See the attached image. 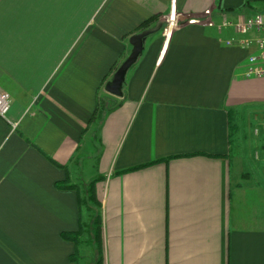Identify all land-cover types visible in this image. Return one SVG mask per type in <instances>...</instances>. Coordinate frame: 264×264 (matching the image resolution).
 <instances>
[{
    "label": "crops",
    "instance_id": "1",
    "mask_svg": "<svg viewBox=\"0 0 264 264\" xmlns=\"http://www.w3.org/2000/svg\"><path fill=\"white\" fill-rule=\"evenodd\" d=\"M263 9L0 0V264H75L61 233L81 223L79 250L90 245L91 209L102 264H264V75H244L253 48L239 39L252 33L217 27ZM172 15L146 37L122 96L107 93L131 33ZM96 177L98 206L87 200ZM66 179L76 187L58 186Z\"/></svg>",
    "mask_w": 264,
    "mask_h": 264
},
{
    "label": "built area",
    "instance_id": "2",
    "mask_svg": "<svg viewBox=\"0 0 264 264\" xmlns=\"http://www.w3.org/2000/svg\"><path fill=\"white\" fill-rule=\"evenodd\" d=\"M177 19L173 15L170 18L163 19L164 29H171L177 24ZM219 29L233 28L240 35L251 34L252 36H241L239 43L242 47L253 48V51L247 56L248 66L244 72L246 76L264 75V13L257 12L249 16L238 15L235 18L223 17L218 23ZM235 42L232 37L227 40V44ZM10 105V97L5 92H0V114L6 115ZM257 133L258 129H254Z\"/></svg>",
    "mask_w": 264,
    "mask_h": 264
},
{
    "label": "trees",
    "instance_id": "3",
    "mask_svg": "<svg viewBox=\"0 0 264 264\" xmlns=\"http://www.w3.org/2000/svg\"><path fill=\"white\" fill-rule=\"evenodd\" d=\"M157 18L153 17L152 19L146 20L142 22L131 34L140 32L150 26V24L153 21H156ZM237 130V126L234 121H230V134L229 137L231 139V136L234 135V133ZM100 177H96L92 181H90L87 191H88V196L87 200L92 202L95 206H98V202L95 197V182L99 179ZM69 182L68 179H66L64 182L59 183L58 186L60 187H76L74 184L67 183ZM95 217L93 219V234H92V240L95 243V253L97 255L96 261L94 264H102L103 261V248H102V241H101V218L99 212L95 211ZM82 234V225L80 223V227L76 231H69V232H62L61 236L67 240H71L75 243V251L69 256L70 261L75 262V264H80V256H79V248H78V243H79V236Z\"/></svg>",
    "mask_w": 264,
    "mask_h": 264
},
{
    "label": "water",
    "instance_id": "4",
    "mask_svg": "<svg viewBox=\"0 0 264 264\" xmlns=\"http://www.w3.org/2000/svg\"><path fill=\"white\" fill-rule=\"evenodd\" d=\"M162 26L163 20L159 19L154 26L136 32L129 37V43L131 45L130 52L114 71L111 79L105 83L104 89L107 93L117 97L122 96V86L125 81L126 73L142 53L146 37L160 30Z\"/></svg>",
    "mask_w": 264,
    "mask_h": 264
},
{
    "label": "rangeland",
    "instance_id": "5",
    "mask_svg": "<svg viewBox=\"0 0 264 264\" xmlns=\"http://www.w3.org/2000/svg\"><path fill=\"white\" fill-rule=\"evenodd\" d=\"M260 12L264 13V9H263V11H260ZM254 119L250 122L251 132L253 133V130L256 129V128H258V132H260L261 131L260 130L261 127L259 128V126L257 125V121H255ZM260 133H262V132H260ZM253 152L254 151L252 149L248 150V152L246 153V160L247 161H249V162L250 161H254ZM260 156H261V154H260ZM244 169L246 170V168H244ZM83 177L86 178V175L82 174L81 178H83ZM91 211H92L91 214H92V217H93L92 218V221H93V219L95 217V214H94V210L93 209H91ZM92 234H93V232L92 233L90 232V235H92ZM85 242H86V240H85ZM93 245H95L94 242H92L90 245L86 244L85 245L86 247H80V250H79V256H80L79 262H80V264H94L95 263L97 255L95 253V247H93Z\"/></svg>",
    "mask_w": 264,
    "mask_h": 264
}]
</instances>
